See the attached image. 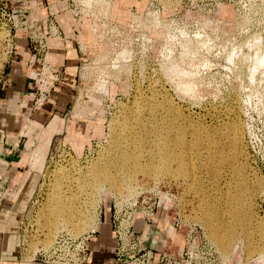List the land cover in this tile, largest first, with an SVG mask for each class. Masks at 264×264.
I'll use <instances>...</instances> for the list:
<instances>
[{
	"label": "rangeland",
	"instance_id": "rangeland-1",
	"mask_svg": "<svg viewBox=\"0 0 264 264\" xmlns=\"http://www.w3.org/2000/svg\"><path fill=\"white\" fill-rule=\"evenodd\" d=\"M33 1L38 0H0V110L16 47L49 48L54 38L16 39L14 30L27 16L22 9ZM52 2L58 3L77 56L68 61L63 53L34 58L26 52L39 71L29 72L36 87L27 93H33L32 107L28 115L26 102L23 122L49 109L59 117L27 134L20 131L22 120L18 124L19 164L32 173L33 194L20 232L22 262L37 264L56 233L67 230L47 236L50 209L57 200L76 212L72 200L78 194L87 202L91 223L77 236L95 230L99 238L92 264H264V63L253 70L247 62L258 51L264 56V0H42L46 8ZM254 41L255 47L244 46ZM67 50L75 56L73 48ZM67 66L77 67L72 75L65 73ZM40 78L45 86H39ZM149 100L171 112L131 113ZM167 121H172L168 128ZM234 122L241 126L243 154L237 170L225 165ZM166 142L170 147L158 150ZM215 143L225 162L218 160L211 170L204 155ZM168 150L174 156L168 173L155 174ZM157 155L163 159L153 158ZM103 159L108 180L98 189L82 186ZM115 183L122 189L115 190ZM255 183L251 247L239 237L220 251L205 214L211 205L228 210L224 200L233 187ZM120 208L121 214L127 211L123 219L136 211L130 221L139 232L132 229L133 236L125 238L118 259L113 232L123 216L115 215L116 221L113 215ZM218 219L225 224L222 213Z\"/></svg>",
	"mask_w": 264,
	"mask_h": 264
},
{
	"label": "crops",
	"instance_id": "crops-1",
	"mask_svg": "<svg viewBox=\"0 0 264 264\" xmlns=\"http://www.w3.org/2000/svg\"><path fill=\"white\" fill-rule=\"evenodd\" d=\"M29 5H32V7H24L22 9V13L27 14V16L23 15L25 23L20 24L18 27L15 33L16 39L21 35L27 37L29 33H45L48 18L51 17L56 21L62 37L53 38L49 42V53L56 54L57 56H61L60 53H63L66 54L68 61H76L77 50L73 47L72 41L66 39L68 26L65 25L63 15L60 14V10L57 8L58 3L52 2L51 5L48 4L49 8L43 5L42 0L30 2ZM34 7L44 9V11L38 9L40 11H37V13H40V15H36ZM22 45L17 46L15 49L14 63L16 65L8 77L11 86L4 92L3 98H1L5 108L4 110H0V264H24L20 251V232L30 209V199L33 196V194H30L31 186L29 184L32 173L29 171L26 174L28 169L24 170L25 166L19 164L23 149L19 139L21 137V130L19 131L18 124L20 120H22L21 124L24 123L22 115L26 112V102H29L33 96V93L28 94V96L27 93L36 87L34 80L29 77V72L31 70L39 71V69L34 67L33 62L29 64L26 56V47L24 44ZM67 47L75 50V56H69ZM18 56L21 58L19 62H16ZM48 65L47 68L55 67L52 64ZM73 67L76 66H67L66 70L68 72L65 73L72 75L71 73L74 72L72 71ZM54 99H57V97H54ZM52 112L53 109H49L46 112L36 113L31 120L41 125H47L51 119L53 120L58 116L51 115ZM43 126L42 128H45ZM103 223H106V216L103 219ZM133 225V231L135 233L139 232L135 231L137 228L134 223ZM98 240L99 238L95 235L88 245L89 250L92 252V263L95 260L94 254L96 251L94 247Z\"/></svg>",
	"mask_w": 264,
	"mask_h": 264
},
{
	"label": "bare ground",
	"instance_id": "bare-ground-1",
	"mask_svg": "<svg viewBox=\"0 0 264 264\" xmlns=\"http://www.w3.org/2000/svg\"><path fill=\"white\" fill-rule=\"evenodd\" d=\"M257 42L258 41H254V42H251V43L246 44L244 46H248L247 48H249L250 46L255 47ZM257 53H259V51ZM257 53H255V56L253 55L254 56L253 58H249V57L247 58V62L249 64V66L251 65L253 68L256 67V65H258V64L263 65V63H264L263 54L260 56V55H256ZM260 65H258L259 68H260ZM253 68H251V69H253ZM263 68H264V66H263ZM248 70L250 71V69H248ZM253 70H255V68ZM184 88H185V86H184ZM191 88L192 87L189 84V86L186 85L185 89H187L186 91H190ZM161 104H163V103H160V104L158 102L154 103L152 100L151 101L149 100L146 104H143V106L133 108L131 113H144L145 114V113H150V112H160L163 114H166V113L168 114L171 112V109L169 106L165 107L164 104L163 105H161ZM31 107H32V104H31V102H29V105L27 107L28 115L30 113ZM28 115L25 117L26 120L23 123V128L21 130L22 134H27V133L32 131L33 127L36 128V127L40 126L38 123L31 121L28 118ZM131 124L133 125V123H131ZM165 125H166V128H168L170 125H172V121H167ZM231 125L232 126L230 128L232 131L231 130L230 131L232 134L231 133L230 134L233 136L231 137L232 139L230 137H228L231 139L230 144L228 145V149L230 151V152L228 151L229 152L228 154H230V153L231 154L227 160L225 159L226 162L225 161L224 162H225V165L227 164V166L230 169L234 168L237 170V168H235V166H237L240 163L241 157L243 156L242 147H241V143H240V141H241L240 140L241 139V126L238 123L231 124ZM125 126H126L128 132H134L136 129V128H134V126H131L127 122L125 123ZM38 130L42 131V133L45 131V129H42V127ZM57 130L58 129H56V131ZM169 147H170V143H168V142H166L164 144L161 143L160 145H157L158 150H165L166 148H169ZM218 147L219 146H217L216 143L214 145H212V147H210V148L207 147L206 156L204 155L205 159L207 160V164H210L209 166L211 167V170H213L212 169L213 167L216 168L217 165L215 163H217L218 160L221 162V160L224 159V155L222 153V150L219 149ZM116 157H117V159H119V155H116ZM173 157L174 156L172 154V151L168 150L166 153V156L164 157V162L162 164V167L161 168H155L153 170L154 173L158 174L165 169L167 170V173H168L169 165L174 159ZM225 157H226V155H225ZM153 158H156L158 160L163 159V157L160 155H157ZM121 159H122V161H126V158H124V157H122ZM103 161H106V162H102V163L94 166V168L91 170L90 181L84 182L82 184V186L88 185L91 188L98 189L99 186H102L101 185L102 182H105L106 180H108V177L106 176V174H107V167H106L107 159H103ZM220 162H218L217 164L220 165L219 164ZM33 167H34V164H33V162H31L30 170H32ZM166 170L164 172H166ZM234 173L235 172H232L233 175H234ZM232 174L229 175V178L230 177L232 178V176H231ZM114 185H115L114 188L116 187L115 190L118 191V190L122 189V184L115 183ZM257 185L258 184H256V183L253 186L247 185L246 189L244 186L243 187L236 186L235 188L233 187L234 191L233 190L232 191L234 194L232 193V196L230 195V198L227 197L224 200V203L226 204V208H228V210H224L223 212H221L219 210V208H217L214 205H211L208 212L205 214L204 223L208 229L210 239L215 243V245H217V247L219 248L220 251L226 250L227 247L229 246V244H231L233 241H236V239L239 237H241L242 239L247 241V243L249 242V246L251 247L252 244H250V240H251V237L253 235L252 228L255 227L251 221L252 217H253L252 213H251V211H252V199L251 198H252V195L254 192V188L258 187ZM112 186H113V184H112ZM229 192L230 191L227 190L226 194H228ZM73 196L75 198L72 200V202H74V204H75L76 212H73L71 207H69V208L64 207L65 205L63 206L62 202H60V201L56 200L53 202V208L50 209V211L53 212V214H51L52 219H50L51 217H48V219H50V221L48 220L47 226H46L47 230H48L47 236L49 235V237H50V235H53L58 229H67L70 232H68L67 230H63V231L70 233L72 236H77L79 233H81L82 231H84L85 229H87L90 226V223H91L90 215L87 214V211H84V208H88L86 206L87 202L84 201L81 203V201L79 200L78 194H73ZM58 204H60V206ZM62 207H63V210H60ZM62 213H64V215ZM221 213H222V215H224L225 224H222L220 219H218V216ZM226 213L228 214L227 216H226ZM45 218L47 219V217H45ZM260 241H261V244H264V237H261ZM47 248H45V249H47ZM30 262H32V260Z\"/></svg>",
	"mask_w": 264,
	"mask_h": 264
},
{
	"label": "built area",
	"instance_id": "built-area-1",
	"mask_svg": "<svg viewBox=\"0 0 264 264\" xmlns=\"http://www.w3.org/2000/svg\"><path fill=\"white\" fill-rule=\"evenodd\" d=\"M23 19L24 17L22 16L20 20ZM17 30L18 28L14 30V35L17 32ZM27 37L29 38V40L36 42V39L38 38L45 40L51 37L61 38L62 34L56 21L54 19L53 20L50 19L48 21V25L45 33H29ZM27 51L29 53L34 52L33 57L35 58L36 55H42V54L46 55L49 51V48L47 44L40 43L39 48L37 47L28 48ZM56 77L58 78V75H56ZM42 79L43 78L38 79V82L41 84L39 85L40 87L45 86V81L44 79L43 80ZM56 79L54 80V82L56 81ZM40 96H42V94ZM40 99L43 100V98L41 97ZM154 209H156L155 205H153L152 208L150 209L151 210L150 214H152ZM121 211L122 208H120L118 212L115 209L113 215L114 220L116 221L119 219V217L115 218V215L123 216L122 218H120V221H118V225L114 226L115 230L113 232V235L117 242L116 255L118 259H120L119 254L122 250V246L125 238L127 236L129 237L133 236L131 235V233H132V229H133L132 227L134 221H130V217H131L130 215H134L136 212L134 210L128 213L127 215L129 216L127 217V219H123L127 211H124V214H121ZM95 235H96L95 230L90 231V233L86 232L79 236H72L70 233L60 230L54 237L52 244L47 249L42 250L39 253V256L42 259H39L37 264H92V252L89 250L88 245L93 240Z\"/></svg>",
	"mask_w": 264,
	"mask_h": 264
}]
</instances>
